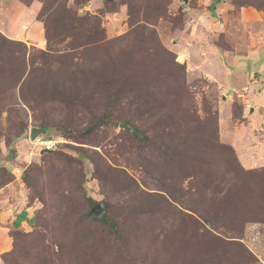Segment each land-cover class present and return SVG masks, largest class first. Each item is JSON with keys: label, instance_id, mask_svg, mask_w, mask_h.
<instances>
[{"label": "rangeland", "instance_id": "1", "mask_svg": "<svg viewBox=\"0 0 264 264\" xmlns=\"http://www.w3.org/2000/svg\"><path fill=\"white\" fill-rule=\"evenodd\" d=\"M5 159L0 264H264V0H0Z\"/></svg>", "mask_w": 264, "mask_h": 264}, {"label": "crops", "instance_id": "2", "mask_svg": "<svg viewBox=\"0 0 264 264\" xmlns=\"http://www.w3.org/2000/svg\"><path fill=\"white\" fill-rule=\"evenodd\" d=\"M4 166L11 179L7 181L0 176V234L20 228L29 230L33 224L35 202L29 200L21 173L11 168L9 161Z\"/></svg>", "mask_w": 264, "mask_h": 264}, {"label": "water", "instance_id": "3", "mask_svg": "<svg viewBox=\"0 0 264 264\" xmlns=\"http://www.w3.org/2000/svg\"><path fill=\"white\" fill-rule=\"evenodd\" d=\"M104 1H113V0H104ZM124 127H128L127 125H123ZM46 133V128L44 127H37V126H32L29 131V136L30 140L34 141L36 138H38L39 135H43ZM47 149H42L41 152L46 151ZM98 210H101L100 206L98 205L93 209V211L96 213Z\"/></svg>", "mask_w": 264, "mask_h": 264}, {"label": "trees", "instance_id": "4", "mask_svg": "<svg viewBox=\"0 0 264 264\" xmlns=\"http://www.w3.org/2000/svg\"><path fill=\"white\" fill-rule=\"evenodd\" d=\"M178 66H179V64H177ZM12 152H14V150H12ZM9 158H12V156H9ZM4 161H6V159L4 160ZM4 161H2V162H4ZM2 174H4V175H6L5 177H6V179H4V180H10L11 178H10V176H9V174H8V171H7V169L1 164V166H0V176L2 177ZM88 201L90 202V203H94V200L93 199H88ZM106 220V218H104V221ZM27 233H29V232H26V231H24V230H16V231H11L10 232V235H11V237H12V239H15L18 235H21V234H27ZM14 247V246H13Z\"/></svg>", "mask_w": 264, "mask_h": 264}, {"label": "built area", "instance_id": "5", "mask_svg": "<svg viewBox=\"0 0 264 264\" xmlns=\"http://www.w3.org/2000/svg\"><path fill=\"white\" fill-rule=\"evenodd\" d=\"M34 143L39 144L40 148H46V149H51L52 146L55 144V141L52 139L49 140H43V139H35Z\"/></svg>", "mask_w": 264, "mask_h": 264}]
</instances>
